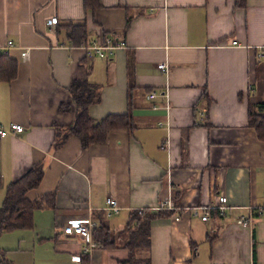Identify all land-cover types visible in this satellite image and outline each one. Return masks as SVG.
I'll return each instance as SVG.
<instances>
[{
    "label": "crops",
    "instance_id": "crops-1",
    "mask_svg": "<svg viewBox=\"0 0 264 264\" xmlns=\"http://www.w3.org/2000/svg\"><path fill=\"white\" fill-rule=\"evenodd\" d=\"M97 2L0 0V59L16 63L13 78H0V126L24 128L0 136V205L7 186L38 164L41 178L25 196L53 195L52 205L33 208L31 227L0 232V249L10 264H75V255L81 264H119L126 248L82 253L84 242L62 226L92 218L125 237L130 212H157L169 198L178 209H161L169 214L150 226L151 264H264V140L248 124L250 106L264 101V0ZM70 22H83L87 41L127 45L88 58L68 38ZM75 78L99 87L92 119L129 114L130 127L85 148L68 132L55 147L74 119ZM219 194L222 216L193 213ZM106 196L120 207L110 216Z\"/></svg>",
    "mask_w": 264,
    "mask_h": 264
},
{
    "label": "trees",
    "instance_id": "trees-1",
    "mask_svg": "<svg viewBox=\"0 0 264 264\" xmlns=\"http://www.w3.org/2000/svg\"><path fill=\"white\" fill-rule=\"evenodd\" d=\"M84 5L93 9L98 5L97 0H84ZM236 6H243L244 0H235ZM67 36L77 43H87L83 22L68 23ZM4 57V56H2ZM16 63L7 58L0 59V78L9 80L15 76ZM69 93L75 103V115L71 124L56 133L55 147L65 139L66 133L75 135L83 148L92 143L103 142L107 132L114 128H129L132 118L129 114L107 115L99 120L92 119L88 114V107L99 99V87L91 84L86 78H75L69 86ZM60 107H64L60 105ZM248 124L256 132L257 138L264 140V101L250 106L248 110ZM42 175L40 164L33 166L28 172L18 177L6 188V194L0 205V232L16 228H29L32 225V210L36 206L52 205L53 195L43 194L31 202L25 192L35 187ZM157 212H130L129 221L123 232L125 237L119 238L104 222L92 229V238L96 246L115 248L122 246L128 250V257L120 260L119 264H151L148 257L150 245L149 230L152 222L164 214L165 210ZM85 254H82L83 256ZM0 264H10L3 250L0 249Z\"/></svg>",
    "mask_w": 264,
    "mask_h": 264
},
{
    "label": "built area",
    "instance_id": "built-area-1",
    "mask_svg": "<svg viewBox=\"0 0 264 264\" xmlns=\"http://www.w3.org/2000/svg\"><path fill=\"white\" fill-rule=\"evenodd\" d=\"M57 22V17L52 16L46 19V24L48 26L54 27ZM8 45H11V40L7 41ZM125 40L117 37H106L103 40H91L87 43L83 44L85 49V54L88 58L100 57V58H109L113 52L118 48H124L126 46ZM22 58L26 57L27 50L20 52ZM160 70H166V64L164 62H160L156 66ZM156 94L154 92H150L148 95L149 98L155 97ZM24 130L23 125L19 123L12 122L7 127L0 126V136H5L8 134H15L22 132ZM226 197L224 195H217L216 202L211 205L204 206H196L193 207V213L197 214L201 212L200 219L205 221L209 218L210 214L215 212L217 216H221L224 214V209L226 207ZM120 207L117 204V201L111 196H106L105 198V206L103 211L106 216H110L119 211ZM155 210L159 209H167V210H176L174 204L168 198L160 203L158 206L153 208ZM180 214H176L175 219H179ZM250 221L249 217L241 216L238 219V223L241 225H246ZM96 227V223L92 218H80V219H69L62 226L61 232L65 235H73L77 236L84 242V246L82 248V253L88 252L91 248L96 246V243L92 239V229ZM81 253V254H82ZM72 261L75 264H81V257L79 255H75L72 257Z\"/></svg>",
    "mask_w": 264,
    "mask_h": 264
},
{
    "label": "bare ground",
    "instance_id": "bare-ground-1",
    "mask_svg": "<svg viewBox=\"0 0 264 264\" xmlns=\"http://www.w3.org/2000/svg\"><path fill=\"white\" fill-rule=\"evenodd\" d=\"M159 210H161V209H159ZM222 216V215H221Z\"/></svg>",
    "mask_w": 264,
    "mask_h": 264
},
{
    "label": "rangeland",
    "instance_id": "rangeland-1",
    "mask_svg": "<svg viewBox=\"0 0 264 264\" xmlns=\"http://www.w3.org/2000/svg\"><path fill=\"white\" fill-rule=\"evenodd\" d=\"M93 239V238H92Z\"/></svg>",
    "mask_w": 264,
    "mask_h": 264
}]
</instances>
